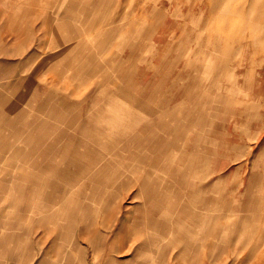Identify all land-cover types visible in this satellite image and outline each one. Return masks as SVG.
<instances>
[{"label": "rangeland", "instance_id": "obj_1", "mask_svg": "<svg viewBox=\"0 0 264 264\" xmlns=\"http://www.w3.org/2000/svg\"><path fill=\"white\" fill-rule=\"evenodd\" d=\"M15 1L18 0H0L3 4H0V9H5V15L0 16L2 34L9 31L6 24L14 23L5 19L11 3L15 4ZM111 6L116 7L108 5V12ZM120 6L116 7L120 13L115 12L113 16L118 17L117 26H122L126 32L117 37L116 42L114 40L112 44H107L113 47V53L109 48L103 52L106 45L101 47L94 42L98 33L95 32L94 36H82L86 41L78 39L84 43H81L80 60L93 63L90 75L94 73L108 77L109 81L100 85L117 95L115 98H120L119 92L123 90L125 95L138 99L142 94H155L158 99L160 95L169 94L193 99V102L180 100L176 104L167 105L176 114L172 117L174 120L180 113L186 114L185 119L181 118L184 119L185 135L182 133L177 137L180 134L179 126L175 127L172 120H164L160 131L164 129L170 134L159 132L162 156L161 160H157L161 168L158 174L164 177L163 186L169 185L172 192L177 194L179 191L181 194L188 193L191 185L194 188L202 186L205 193V203L202 202V205L209 206L210 210L201 213L195 209V203L179 194L175 198H181L183 205L189 206L188 216L178 212L180 210L173 212L171 217L175 224L168 229V236L165 235L166 230L145 233L143 226L147 221L145 213L149 205H144V199L138 197L137 191L130 186L122 194L116 192L118 195L111 196L106 203L107 197H103L105 193L102 189L108 181L101 182L102 189L98 182L94 198L87 202L88 206H83L87 210H79L84 219L88 221L91 216L93 222L89 225V222L79 219L82 216H74L71 225H68L71 221L67 220L61 224L63 227L66 224L64 229L56 227L54 232L46 234L45 237H50L52 241L59 233L69 238V242L45 244L43 256L46 264H56L53 261L55 259L47 258L60 248L75 254L74 264H264V0H123ZM152 7L156 11L150 14L148 10ZM33 8L37 13L36 2ZM21 11L17 10L19 14ZM21 20H25V16ZM204 20L205 24L202 23ZM132 23L137 26L136 30L130 26ZM89 44L104 49H96L95 54L85 52ZM118 48L123 51L119 52ZM50 59L52 57L48 56V61ZM40 60L35 57L33 64ZM33 66L24 68L21 75L24 77L28 72L29 76L32 70L37 69ZM103 66L112 68H105L107 73L112 74V79L104 73ZM71 68L67 76L77 70ZM0 73V76L8 75L9 69H0ZM116 77H135L136 80L127 84L128 81ZM46 80L52 82L51 78ZM110 84L111 88L108 87ZM48 86L51 90L55 89L50 83ZM62 86V92L68 94L70 90H67V83ZM78 87L79 92L73 96L75 99L83 97L92 86L85 80ZM94 96L91 94V98ZM48 103L51 108L59 107L56 99ZM4 104L5 109L1 108L12 120L15 113L6 107L16 105L28 110L19 99L11 98L1 102V105ZM113 108L114 111H122L120 101L114 102ZM152 108L157 109L155 105ZM181 120L175 122V125ZM43 121L50 122V117ZM167 124L169 127L164 128ZM24 135L20 134L17 142ZM224 140L229 144H223ZM9 141L15 142L12 138ZM224 149L226 157L231 156L233 160L218 158L217 152ZM167 150L177 159L187 160H175L170 164V160H165L166 154H163ZM105 156V159L109 158V155ZM201 156L207 159L203 160V172H206L204 177H197L198 173L195 172L199 171L195 167L192 175L184 181L168 176L169 169L179 168L184 173L191 162L196 166ZM83 158L85 160L78 163L81 166L76 177L78 184L72 192L79 190L83 181L87 183L93 175L87 169L92 158ZM118 160L121 159L117 158L116 163ZM109 174L104 173L102 179H106ZM40 180L43 183L39 181L38 187L41 188L38 193L43 194L47 189L45 184L52 180L48 179L46 183L45 178ZM120 182L118 179L114 185ZM0 198L6 199V196L1 194ZM16 199L19 200V197ZM34 203L40 206L42 201L37 199ZM26 213L20 208L15 213L7 214L6 220L22 215L17 226L28 232L32 225L27 221ZM183 216L189 220L183 219ZM95 221H98L97 228L92 227ZM178 221L180 224L176 225ZM79 229L84 232H79ZM41 231L34 228V232L27 237L28 242ZM106 236V244L98 246L95 254L90 250L91 246L85 244V241L97 240L99 237L101 239L98 242L103 245L102 238ZM21 244L25 245L24 242ZM40 260V257L32 260L31 256L24 260L20 255L13 261L2 258L0 264H40Z\"/></svg>", "mask_w": 264, "mask_h": 264}, {"label": "crops", "instance_id": "obj_2", "mask_svg": "<svg viewBox=\"0 0 264 264\" xmlns=\"http://www.w3.org/2000/svg\"><path fill=\"white\" fill-rule=\"evenodd\" d=\"M35 2L38 5L37 13L33 11V3ZM122 2L123 0H108L107 4L122 5ZM81 5L80 0H18L15 1V4L11 3L5 19V21L8 19L14 22L6 24L9 28L8 33L3 32L2 34L0 29V69H9L8 75L2 74L0 76V163L5 162V160H12L14 166H19L28 160H38L40 163L32 161L31 164L34 163L39 173L44 176V182L51 179V183H55L61 189L73 187L68 186L64 180H58L55 177L56 173L53 171L59 163L64 162L70 167L68 161H74L75 174H70L77 176L81 169V166H78L79 161L85 160L83 157H96L90 153V148L84 143L96 146L94 139L91 141L86 139L87 132L100 129L111 140H114L115 147L119 149L121 142L116 141V137L125 141L128 137L127 134H129L126 128L120 125L116 129H106L103 127L102 121L110 119L114 122L117 120L123 122V114H131L140 109L154 110L152 108L154 105L156 110L159 109L155 103L144 99L152 94H142L138 99L125 95L121 90L119 92L120 98H115L117 95H113V92L105 90V86L100 85L109 81L108 77L106 75L97 76L94 73L90 75L93 63L80 60L81 47L80 49L75 48L65 42V36L72 35L75 37L77 33L80 34V30L86 37L97 34L94 32V28H81ZM15 9L16 11L13 13ZM17 10H22V13L19 14ZM3 11L5 9H0V16L5 15ZM73 14L75 15L73 16ZM96 14L99 19H103L107 12L104 9L97 10ZM58 15L61 17L59 18ZM23 16H25V20H21ZM76 41L69 42L75 43ZM108 48L112 52L113 47L108 45L105 49H97L96 44H89L84 51L95 54L97 50L102 49H104L103 52H107ZM118 50L119 52L123 51L120 48ZM48 56L52 57L51 61H48ZM35 57H39L41 60L33 64L38 60L34 61ZM33 65L37 69L32 70L29 76L28 72L25 73L23 77L21 74L24 68ZM71 67L77 68V70L67 76L66 74L70 72L68 70L72 69ZM106 67L110 66L102 67L104 73L110 75L112 79V74L106 72ZM110 69L112 68L110 67ZM95 70L97 71L96 68ZM48 78L52 79V82L49 83L55 87L54 90L48 86L49 83L46 80ZM35 79H39L38 82ZM115 79L128 81L127 84H132L136 80L135 77H116ZM85 80L91 83L90 91L83 97L75 99L73 96L79 92L78 86ZM65 83L68 86L67 90H70L68 94L62 92L61 87ZM108 87L111 88L112 85L110 84ZM23 89L24 93L22 92ZM11 94L13 95L11 96ZM55 94L56 96H54ZM91 94L95 96L91 98ZM153 96L157 97L155 94ZM11 98L23 101L28 107V110L26 108L21 109V106L18 108L16 105L6 107L8 111L15 113L13 120L1 108L6 105H1V102H6ZM54 99L59 101L57 108H51L48 103ZM118 101H120L122 111H114V102ZM70 107H73L71 111ZM70 116L73 117L66 119ZM46 117H50V122L43 121ZM68 120L74 121L72 130L68 128ZM76 130L77 133L75 134ZM5 132L12 133L6 134ZM22 133L25 134L24 137L20 142H17ZM10 138L15 142L11 143ZM50 139L53 141L51 145H49ZM74 145H76L75 150L73 149ZM95 163L88 165L87 169L92 170ZM60 172H63L62 169H58V173ZM1 178L0 175V180ZM39 181L41 180L39 179ZM39 181L35 183L34 195H38V199L42 201L49 190L46 189L43 194H39L41 188L38 187ZM24 185H27V182H24ZM2 186L15 188V192L10 196L4 195L6 199L8 198L5 202V199L0 198V209L6 207L5 210L8 214L17 212L18 209L22 208L20 205L23 203L24 195L28 194L27 190L21 189L20 181L6 182L0 187ZM16 197H19V200ZM9 200L15 201L13 207ZM18 202L20 203L18 204Z\"/></svg>", "mask_w": 264, "mask_h": 264}, {"label": "bare ground", "instance_id": "obj_3", "mask_svg": "<svg viewBox=\"0 0 264 264\" xmlns=\"http://www.w3.org/2000/svg\"><path fill=\"white\" fill-rule=\"evenodd\" d=\"M107 1L108 0H80V3L82 4L81 5L82 14L80 16L81 28H86V29L94 28L93 29L94 32H98L96 37L94 38V42L98 43L102 47H104L107 44H112L115 39L117 40V37H121L124 34V32H126L125 30H123L122 26L121 27L117 26V23L119 21L117 19L118 17L113 16L115 12L116 14L120 13V11L117 8H120L121 6L115 5L117 8L111 6L110 11L108 12ZM103 9L105 12H107L106 14L107 16L105 15L103 19H99L98 15L96 14V11ZM155 11H156L155 7H152L148 10V13L151 14ZM74 15L75 14H73V16ZM58 17L60 18L61 16L58 15ZM203 22H205V20L202 21V23ZM130 26H133L135 30L137 28V26L135 27L133 23L130 24ZM82 36H84L83 31L80 30L79 35L78 33L75 37H72V35H68L65 36L64 39L65 42L66 43L68 42L70 46L80 49V47L81 48L83 47L82 44L84 43H82V41H79L78 39L82 38L86 41V39L83 38ZM73 40L74 41L77 40V41L75 43L69 42ZM159 97L161 98L158 99L157 97H154L152 94L147 96V98H144L146 100H150L151 102L155 103L159 107L158 110L140 109L139 111H135L131 114H123L122 115L123 122H119L118 120L114 122L110 119H104L102 121V125L106 129H116L120 125L126 128L129 134H127L128 137L125 141L124 139H119L118 137H116V141L121 142L119 149L115 147L114 140H111L100 129H97L93 132H87L86 139L88 141H91L92 139L96 141V146L88 145L86 142H84L90 148V153L96 156L92 158L93 161L91 162V164L95 162L98 163V164L95 163L92 166L93 169L90 170L91 172H93V175L88 178L87 183L83 181V184L80 185L79 190L76 189L75 192L71 191L73 188H67V189L58 188L55 183L45 184L46 188L49 190V193L46 194L42 199L43 201L42 206L35 205L34 202L39 197L38 195L37 196L34 195L35 193L34 191L36 189L35 183H37L39 179L43 177L42 174L39 173V171L34 166V163L31 164L32 161H37L35 163H40V161L28 160L26 161V163H23L19 166H14L12 160H5V162L0 163L2 164L0 165V175L2 176L0 180V186L6 182L13 183L15 181H20L21 189L23 188L22 190H27L28 194L24 195L23 203L20 206H22V209L27 212L26 213L27 221L32 225L29 226V229L27 230L28 232L22 231V229H20L19 226H17V223L23 218V216L19 214V216L16 215V217L12 218V220L7 221L6 217L8 213H6L7 212L5 210L6 207L0 209V259L4 258L13 261L17 258V256L21 255L22 259L26 260L28 256H31L32 260H35L37 257H40L41 259L40 264H46L45 258L43 256L45 254L44 251L45 244L46 243L48 244L50 243L51 245L57 244L59 243V241L65 243L69 239L66 237L65 234L59 233L58 237H56V239L52 241L50 237H45L46 234H48L49 232H54V228L56 227H59L62 230L66 225L65 224L63 227L61 225L63 224V222L70 220L71 222L68 225H71L73 223L72 220H74V216H82L79 210H81L82 208H84V210H87V208L83 206H88L89 204L87 202H90L91 199L94 198L95 193L98 191L97 190L98 182H99V187L102 189V183H101L102 181H108L103 184V189H102L103 193H105L103 197H107L106 203L109 202V198L111 196L118 195L116 192L122 194L127 188H130L131 186L135 191H137L138 197L140 199L142 198L144 199V205L146 206L149 205L148 207L149 209L146 210L145 213L147 221L144 222V226H143L145 233H147V231L161 232L162 230H166L165 235L168 236L169 234L168 229L174 227L173 225L175 224V221L172 220L171 214L177 210H180L178 212L183 213L184 215L186 214L188 216L189 206L183 205V200H181V198L179 200L175 198L177 195L181 194L180 191L179 194H177L178 192H172L171 187L169 185L168 186L166 185L168 190L166 189V187L163 186L162 183L164 177L158 174V172L161 171V168L159 164H157V160H161V156H162L160 153V151H162V145H161V136L159 135L160 134L159 132L162 131V133L164 134L167 135L170 134V132L164 129L160 131V129L163 128L162 123L164 122V120L166 119L172 120L174 122L173 124L175 127L179 126L177 128L179 129L180 134H177V137H180V135L184 133L183 121L185 119L184 117L186 116V114L180 113L174 120L172 117L176 116V114L173 112L171 108L170 109L167 108V105L176 104L180 100L183 102H189V100L193 102V99L192 98L190 99L188 96L181 97L179 95L175 96L170 94L164 96L160 95ZM72 117L73 116H70V118H66V119H71ZM181 118L184 119L181 120ZM236 119L238 120V118ZM179 120L181 121L177 125H175V122ZM194 122H196V119ZM72 124L74 125V121L68 120L67 125L68 128L71 130H72ZM194 124L195 123H193V125ZM167 127H169L168 124L164 128ZM76 133L77 130L75 131V134ZM240 133L238 134L240 135ZM52 143L53 141L52 139H50L49 145H51ZM222 143L229 144L228 142H226V140H224ZM75 148L76 145H74L73 149L75 150ZM225 149L224 151L220 150L217 152L218 158L220 160H225V159L228 160V158L232 159L231 156L226 157ZM163 154H166L165 160H170L169 161L170 164H173L175 160H187V159H177L176 156L172 155V152L168 150ZM105 155H109V158L105 159L106 157ZM120 157L121 160L120 161L118 160L119 162L116 163L117 158L119 159ZM111 158H116V160H111ZM197 160H198L197 165L193 166L194 162H191L186 167L184 173L183 171L180 172L181 169L179 168L171 169V170L169 169L168 176L174 179H179L184 181L192 175V170H194L195 167V170L199 171V172H195L196 174L198 173L197 177L198 178L204 177V174L206 172H203L204 171L203 160H207V159L201 156ZM147 161L148 164H145ZM68 163L70 167H68V165L65 164L64 162L59 163L53 172L56 173L55 177L58 180H64L66 183H68L67 184L68 186L74 187L75 185L78 184V180L76 178L77 176L70 174V173L75 174V168L73 167L74 161H68ZM58 169H62L63 172L58 173ZM106 172L110 173L109 176H107L106 179H102L104 177L103 174ZM130 174L131 176H129ZM118 179H120L121 182L117 185H114V183L117 182ZM24 182H27V185H24ZM201 187L202 186L198 185L196 188H194L191 185L189 187L190 189L188 193L181 194L179 196H185L186 198H188L187 201L195 203L194 204L195 209H198L200 210L201 213H203L204 211L207 212L208 210H210L209 209L210 207L209 206L206 207L202 205V202L205 203L204 202L205 193L201 189ZM16 191H19V189L18 190L16 189ZM14 192H15V188H9L6 186L0 187V193L2 195L10 196ZM194 198L195 201L193 200ZM7 199H5L4 202L7 201ZM9 202L10 205H12L13 207L15 201L9 200ZM19 203L20 202H18V204ZM108 206H110V204ZM108 206L105 207V209H107ZM67 210H68L67 212L68 215L65 216L64 214ZM86 212H90V211H86ZM88 218H89L88 221L84 219L83 216L80 217L79 219L85 222H89L90 225L93 222V220H91V216H89ZM183 219L189 220L188 218H186V216H183ZM218 219L219 218H217V221ZM97 223L98 221H95L94 225L92 224L93 225L92 227L97 228L98 227L96 226ZM178 224H180V221L176 223V225ZM103 227L106 228V225H103ZM34 228L42 229V231L35 238L33 237L30 238L29 239L30 241L28 242L27 237L29 236L30 233L34 232ZM79 232H84V230L82 229V231L80 230ZM121 236L122 235L120 234V237ZM107 238H108L107 236L105 238H102L103 245H100V242H98L101 239L99 237H97V240H91V241L84 240V241L85 244H87L89 247L91 246L90 250L93 252V254H95L98 250V246L103 247L106 244ZM81 239L79 238L78 240ZM120 239L122 240V237ZM21 242H24L25 245L23 246ZM33 250L35 252H33ZM73 255L75 254L72 251H68V250L66 251L64 250V248H60L54 253H51V255L47 259H55L53 261L56 262V264H74Z\"/></svg>", "mask_w": 264, "mask_h": 264}]
</instances>
